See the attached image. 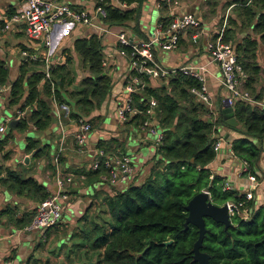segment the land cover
Segmentation results:
<instances>
[{"label":"trees","instance_id":"16d2710c","mask_svg":"<svg viewBox=\"0 0 264 264\" xmlns=\"http://www.w3.org/2000/svg\"><path fill=\"white\" fill-rule=\"evenodd\" d=\"M118 1L125 6L104 5V24L135 20L144 0ZM224 5L231 6L234 16L225 17L221 38L232 44L236 61L246 74L243 87L254 100L264 103L263 69L256 61L257 44L264 43V0H227ZM11 13L12 10H7L5 15ZM166 20V16L158 18L164 24ZM237 29L244 33L234 37ZM66 49L64 61L49 66V78L43 76L38 60H20L17 76L9 80L8 68L0 58V85L8 87L5 101L16 108H25V115L15 121L18 130L25 129L28 123L35 133L45 130L52 120V103L68 105L67 113L61 112L60 119L65 116L77 120L101 106L110 94L112 82L101 65L100 35L89 33L72 41V50L84 71L75 87L66 68L70 62ZM121 49L127 54L130 51L127 45H121ZM128 75L148 81V76L134 67ZM198 87L199 81L194 77L177 72L163 82L153 86L146 84L131 93L138 108L144 106L149 96L156 100L154 112L162 133L155 146L158 157L143 179L138 182L133 179L112 188L111 194L104 196L106 216L81 236L85 239L81 243L88 242L94 258L85 256L77 264H196L192 260L191 246L197 237V228L191 223L184 227L183 223L186 202L200 190H205L214 204L242 201L239 207L242 215L228 216L230 225L225 228L210 217L203 218L205 231L199 249L207 254L209 264H264V200L256 204L253 198L245 199L244 193L233 188L223 189L224 177L210 172L207 166L214 157V134L218 133V126H223L240 133L229 140V148L236 159L246 162L244 171L255 175L253 166L263 148L264 106L236 100L232 111L238 125L229 126L221 118L219 104L213 110V118L208 107L197 99L191 89ZM141 118L140 114H135L122 122L138 127ZM88 120L91 122V118ZM8 137L6 133L0 138V150ZM106 142L97 140L94 146L107 152ZM24 149L34 158L47 151L46 144L40 145L36 135L25 137ZM6 154L3 152L2 156ZM61 157L58 153L56 160ZM73 171L84 175V184L89 185L99 181V175L106 170L100 165L95 169L80 167ZM0 182L13 193L32 196L36 201L48 195L31 175L1 165ZM9 210L11 208L5 206L0 214H7L16 228L28 223L33 214L32 208L19 215ZM166 240L170 242L163 244Z\"/></svg>","mask_w":264,"mask_h":264},{"label":"crops","instance_id":"0c3cea01","mask_svg":"<svg viewBox=\"0 0 264 264\" xmlns=\"http://www.w3.org/2000/svg\"><path fill=\"white\" fill-rule=\"evenodd\" d=\"M61 1L84 8H89L92 3V0ZM226 1L170 0L164 2L163 0H144L135 20L130 19L121 24H105V26H110L114 34L123 32L133 39H139L144 38L160 16L167 17L170 14L181 12H188L196 16L199 25L195 28H186L183 32H180L176 49L167 51L168 53L163 55V50L156 46L153 53L167 67L190 62L205 64L208 69L205 73L206 85L213 109L216 110L218 107L216 105H220V97L224 92L218 84L216 65L213 62H208L205 42L212 38L214 31L218 29L221 22L224 21V26L226 25L225 17L227 15L234 16L231 6L224 5ZM22 3V0H0V20L6 17L5 12L7 10L15 11ZM92 28L88 25L75 23L69 28L64 24H55L52 29L51 60L54 64L62 63L64 61V48H67L70 62L66 64V68L73 78V87L76 86V82L84 74V71L81 69L78 58L72 50V41L75 37L92 33ZM243 33L244 31L239 32L237 29L234 37H239ZM27 43L22 37L19 22H10L6 29L0 30V48L3 49L0 51L8 68L9 80H13L18 74L20 63L18 49ZM101 44L102 60L105 62V68H109L112 86L110 94L101 106L92 109L85 116L91 118V127L83 151H79L73 143L72 133L77 126L76 122L65 116L63 119L57 118L55 112L57 108L54 103L50 104L52 120L49 126L45 130L35 133L30 123L22 130L15 127V122L13 127H8L7 122L13 119L12 115L16 105H8L6 101H2L0 98V103H5L11 110L7 115H4L3 109L0 110V124L4 127L2 134L4 132L9 134L6 143L0 150V165L17 170L22 174L31 175L42 184L48 193L56 189L55 170H58L61 175L70 176V181L63 184V191L66 193L67 198L63 201L64 207L61 216L55 224L45 228L43 234H40V231H16V227L12 220H9L8 215L0 214V264H3L6 260L9 263L12 259L15 260V264H45L47 259L46 264H77L85 258L80 257L81 252L87 251L85 256L92 255L93 251L88 248V242L86 244L81 243L84 241V237L81 236L83 232L90 231L93 224L101 223L106 216L103 211L104 196L111 194L112 188L122 186L120 183L108 185L99 181L87 185L84 184L85 176L73 171L80 167L86 169L90 158L93 156V149L97 140H107L106 144L109 149L107 152H121L130 157L135 168L134 182L140 181L150 172L155 160V148L153 149L150 146L144 129L119 121L112 110L120 96L125 77L130 70L128 56L119 53L120 48L116 40L114 43L112 40L106 43L102 40ZM27 50L41 52L43 48H40L37 42H32V47ZM1 52L0 57L2 58ZM256 61L263 69L262 75H264V43L258 42L257 44ZM141 81L142 86L146 84L153 86L159 81L163 82L161 79L156 80L150 76L148 81ZM3 93L5 94V91ZM214 115L215 111H213V118ZM217 132L223 135L228 134L227 138L229 140L240 135L237 131L223 126H218ZM28 135H36L39 137L40 145L46 144L47 151L45 155L34 158L31 156L30 151L24 149V140ZM17 138L21 140L20 147L16 143ZM110 138H113L114 141H108ZM224 145L226 147H223ZM262 145L263 148L253 166L255 175L245 172L241 166H238L239 162L237 163V159L230 153L229 141L225 144V140L221 149L214 154V157L207 164L210 172L224 177V181L237 192H248L256 204L264 200V140ZM58 147L62 156L61 160L54 159ZM49 149L52 150V154L54 153L53 157H51L52 154L48 153ZM226 149L227 153L225 152ZM3 152H7L5 157L2 156ZM142 170L145 171V175L140 177L139 174ZM250 175L254 177L252 182L249 179ZM37 202L32 196L13 193L0 182V210L5 206H9L11 214L19 215L22 211L30 208L34 209ZM44 234L45 238L41 236ZM35 246H37V249L41 246L42 250L35 249ZM47 251L53 252L55 255L49 256ZM8 256L12 258L5 259Z\"/></svg>","mask_w":264,"mask_h":264},{"label":"built area","instance_id":"2783aa9c","mask_svg":"<svg viewBox=\"0 0 264 264\" xmlns=\"http://www.w3.org/2000/svg\"><path fill=\"white\" fill-rule=\"evenodd\" d=\"M22 1V5L17 10L1 19L2 24L0 25V30L6 29L10 22L20 23L22 37L27 42H37L40 48H43L41 52H37L28 51L24 46L20 47L18 49L20 60H38L39 68L46 78L50 77L48 68L54 63L51 60V46L52 29L55 24H64L67 28L75 23L88 25L93 27L92 29L95 31L94 34L100 35L103 32L110 31L103 21L106 14L104 5L125 6L124 3L118 0H92L89 8L77 7L61 0ZM163 1L169 2L170 0ZM166 18L165 24L157 21L144 38L133 39L123 32H117L115 34L112 32L120 48L118 51L128 56L130 68L134 67L145 73L148 77L164 80L169 75L177 72L194 77L199 81V87L195 89L192 88L191 91L196 95L197 99L204 103L213 113V104L205 80V73L208 70L206 65L190 62L167 67L162 64L153 53L156 46L168 51L176 49L180 32H183L189 27H197L199 25V20L196 16L188 12L170 14ZM223 28L224 21L221 22L218 29L214 31L212 38L205 42L208 62H213L216 65L218 70V84L223 88L224 94L220 97V102H225L227 105L232 106L236 100H243L264 106L261 100H254L250 96V93L243 87V80L246 74L236 61L232 44L222 40L221 35ZM121 45H127L129 47L130 51L128 54L121 49ZM101 65L105 67V62L103 60H101ZM141 80L140 77L135 75H128L125 77L122 84L121 98L114 106V114L119 121H124L135 114H140L142 118L138 127L151 134H155L153 140L155 148V146L159 144L162 136L154 112L156 100L149 96L144 106L138 108L131 98V93L142 87ZM7 88V85H0V92L6 91ZM55 105L57 108V110H55L56 117L60 119L61 112L64 114L67 113L68 105L65 103ZM24 115L25 108H15L12 118L18 119ZM74 121L77 126L72 133L73 143L79 151H83L85 149L84 143L91 127L90 121L85 116H80ZM3 129V125L0 124V132L3 131ZM214 135L215 138L212 142V149L215 154L221 149L224 138L221 133H215ZM59 150L58 147L54 154V159H56ZM241 161L242 170H246V162L243 160ZM100 165L106 170L99 175V182L101 183H106L108 185H115L117 183L124 184L134 179V164L125 153L106 152L101 148L95 147L93 149V156L90 158L86 169H95ZM249 179L252 182L254 177L250 175ZM68 181H70V176L61 175L58 170H55L56 189L36 203L29 222L23 227L17 228L16 231L32 232L38 230L39 232L55 224L63 211V201L67 198L66 193L63 191V184ZM222 188L230 189L231 187L224 181ZM244 196L245 199L251 198L248 192L244 193ZM223 203H225L228 216L234 213L242 215L239 211L242 201L226 200ZM244 216L245 215L242 217Z\"/></svg>","mask_w":264,"mask_h":264},{"label":"water","instance_id":"95a60500","mask_svg":"<svg viewBox=\"0 0 264 264\" xmlns=\"http://www.w3.org/2000/svg\"><path fill=\"white\" fill-rule=\"evenodd\" d=\"M219 106L223 122L229 126H237L238 122L233 116L232 106L227 105L225 102H221ZM15 121L16 119H10L7 122V126L13 127ZM227 136L228 134L225 133L223 138L226 139ZM184 207L186 210V216L183 223L184 227L187 223H191L197 228V237L191 246L192 260L195 261L196 264H209L207 254L199 249L201 238L205 231L203 218L210 217L212 220L222 223L224 228L230 225L225 203H212L208 199L207 192L200 190L189 198ZM169 242L170 240H166L162 243L167 244Z\"/></svg>","mask_w":264,"mask_h":264},{"label":"rangeland","instance_id":"374dc122","mask_svg":"<svg viewBox=\"0 0 264 264\" xmlns=\"http://www.w3.org/2000/svg\"><path fill=\"white\" fill-rule=\"evenodd\" d=\"M182 13H186V12H181V13H173V14H182ZM110 31L109 32H103V33H101L100 35V38H101V42H102V40L106 43V42H110L111 40L113 41V43H114V41H115V37H114V34L112 33V28L110 27V26H108L107 27ZM92 33H95V31L93 30L92 31ZM24 46H25V48H27V49H30L31 47H32V41H29L27 44H24ZM0 50H3V49H1L0 48ZM161 50H163L162 51V53H163V55H165L166 53H168L167 51L168 50H165V49H161ZM1 52V51H0ZM1 56H2V60H4L3 59V55H2V52H1ZM129 65V64H128ZM104 69V72L106 73V74H108L109 75V68H103ZM110 76V75H109ZM156 80H158L157 78H155ZM7 91H8V89L5 91V94L7 95ZM121 92H122V88H121ZM5 94L3 93V91H1L0 92V98L2 99V101H5ZM120 98H121V93H120V96H119V98L116 100V102L118 101V100H120ZM115 102V103H116ZM115 106V105H114ZM1 109H3V113H4V115H7L8 113H9V110H10V108H9V106H6L5 105V103H0V110ZM112 110L114 111V108H112ZM11 111V110H10ZM1 119V118H0ZM144 132H145V134L147 135V137H148V139H149V144H150V146L154 149V144H153V140H154V138H155V134H151V133H149V132H147V131H145V130H143ZM2 132L3 131H1L0 132V138H2L6 133L4 132L3 134H2ZM2 134V135H1ZM240 134V133H239ZM88 135V134H87ZM12 136V135H11ZM39 138V137H38ZM227 141H229V138H226L225 139V144H227ZM16 143L18 144V146L20 147V145H21V140L19 139V138H17L16 139ZM223 144H224V142L222 143V146H223ZM149 146V147H150ZM150 147V149H152ZM223 147H226V145H224ZM103 149V148H102ZM143 150H145L144 148H142ZM51 151V152H50ZM225 152L227 153V149L225 150ZM48 153H50V154H52V150L51 149H49V151H48ZM141 153H143V151H141ZM54 154V153H53ZM53 154H52V156L51 157H53ZM154 156H155V158H157L158 157V155L156 154V152H155V154H154ZM132 157V156H131ZM239 162V164H238V166L240 167L241 166V164H242V161L240 160H238L237 159V163ZM145 175V171H141L140 172V174H139V176L140 177H143ZM17 229V228H16ZM15 229V230H16ZM20 232H22V231H20ZM33 232V231H32ZM34 232H38V230H34ZM40 234H43V230L42 231H40L39 232ZM41 236H44V238H45V234L44 235H41ZM83 240H85V239H83ZM42 244H44L43 242H42ZM35 249H37V246H35ZM37 250H42V247L40 246L39 247V249H37ZM47 253L49 254V256L50 255H55V254H53V252H49V251H47ZM87 253V251H83V252H81V254H80V257H85V254ZM53 257V256H52ZM92 259L94 258V255L93 256H90ZM10 258H12V257H10V256H8V258L6 257L5 259H10ZM17 262V261H16ZM48 262V259L46 260V262H45V264ZM3 264H15V260H11V262H9L8 263V261L6 260L5 262H3ZM43 264V263H42Z\"/></svg>","mask_w":264,"mask_h":264}]
</instances>
